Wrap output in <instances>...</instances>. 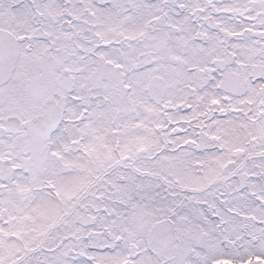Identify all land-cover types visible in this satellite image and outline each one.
<instances>
[{
    "label": "snow or ice",
    "instance_id": "6c2138e0",
    "mask_svg": "<svg viewBox=\"0 0 264 264\" xmlns=\"http://www.w3.org/2000/svg\"><path fill=\"white\" fill-rule=\"evenodd\" d=\"M0 264H264V0H0Z\"/></svg>",
    "mask_w": 264,
    "mask_h": 264
}]
</instances>
